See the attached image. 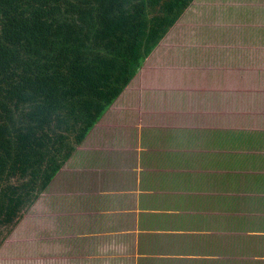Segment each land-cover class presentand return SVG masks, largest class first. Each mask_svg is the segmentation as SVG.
<instances>
[{
    "label": "trees",
    "instance_id": "obj_1",
    "mask_svg": "<svg viewBox=\"0 0 264 264\" xmlns=\"http://www.w3.org/2000/svg\"><path fill=\"white\" fill-rule=\"evenodd\" d=\"M195 0H0V247Z\"/></svg>",
    "mask_w": 264,
    "mask_h": 264
},
{
    "label": "crops",
    "instance_id": "obj_2",
    "mask_svg": "<svg viewBox=\"0 0 264 264\" xmlns=\"http://www.w3.org/2000/svg\"><path fill=\"white\" fill-rule=\"evenodd\" d=\"M204 96L202 112L188 116L170 104L160 126L151 119L140 126L135 143L120 152L108 146L117 155L95 159L98 174L80 181L88 189L77 199L98 208L87 212L100 222V264H264V98L241 100L244 126L231 104H218L226 93ZM124 150L138 162L129 166L131 183L125 167L111 168ZM112 225L125 233L121 249L109 244Z\"/></svg>",
    "mask_w": 264,
    "mask_h": 264
},
{
    "label": "rangeland",
    "instance_id": "obj_3",
    "mask_svg": "<svg viewBox=\"0 0 264 264\" xmlns=\"http://www.w3.org/2000/svg\"><path fill=\"white\" fill-rule=\"evenodd\" d=\"M210 93H226L228 99L218 104H231H226L227 109L238 114L244 126L246 113H238L241 100L248 95L264 98V0H195L78 147L55 185L25 213L11 234H3L6 240L0 247V264H100L96 258L100 256V222L87 212H97L98 208L77 199L88 189V184L81 182L100 171L94 166L95 159L116 156V150L109 151L108 146L120 152V147L123 150L135 143L144 129L140 126L150 119L160 126L161 114L170 104H175L170 108L176 113L183 107L188 116L194 110L202 112L204 95ZM134 158L124 150L121 161L111 160V168L127 169L130 183L134 176L129 166L138 163ZM89 170L94 171L90 174ZM102 176L107 178L108 174ZM120 184H124L123 179ZM79 185L85 189L76 190ZM70 186L75 189L70 191ZM97 188L93 187L94 191ZM108 232L114 234L109 244L123 248L120 235L125 233L116 225Z\"/></svg>",
    "mask_w": 264,
    "mask_h": 264
}]
</instances>
